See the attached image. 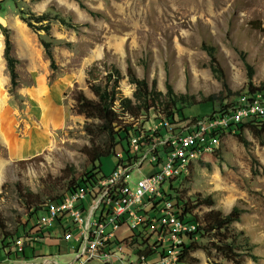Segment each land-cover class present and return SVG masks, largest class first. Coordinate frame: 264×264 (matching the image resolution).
<instances>
[{"label": "rangeland", "instance_id": "374dc122", "mask_svg": "<svg viewBox=\"0 0 264 264\" xmlns=\"http://www.w3.org/2000/svg\"><path fill=\"white\" fill-rule=\"evenodd\" d=\"M0 12L7 21L22 25L18 32L0 25V131L9 127L13 134L9 138L20 143L31 130L42 133H36L38 140L25 149V158L14 157L12 145L4 143L6 136L0 133V220L6 228L4 233L0 229L3 258L20 248L29 258L21 263L30 264L34 253L54 254L47 244L32 252L42 236L29 222L31 210L24 200L32 196L44 203L66 193L67 185L88 169V155L111 144L96 121H87L74 110V91L94 99L89 84H103L117 71L119 96L138 105L127 73L131 66L137 78L158 94L161 110L174 104L176 110L184 109L187 118H203L212 113L213 104L200 102L218 96L227 103L247 93L250 86L264 87V31L251 25H264V0H0ZM1 28L10 34L12 55L19 58L18 45L23 50L14 89L2 61ZM65 75L69 77L53 88L58 102L48 100L42 118L38 117L41 110L34 101ZM150 113L138 120L142 127L151 121ZM175 119V123L182 121L180 116ZM37 147L39 152L29 157ZM116 165L115 156L103 157L101 175H110ZM152 172L146 166L142 175L132 179ZM178 181L174 185L184 201L214 200L212 208L198 212L199 217L211 209L224 214L233 207L244 210L241 221L231 227L235 252L241 256L238 263L213 249L216 238L196 236L197 250L186 264H264V131L260 137L249 128L240 138L224 134ZM23 224H27L24 233L20 232ZM5 233H20L22 238L11 243ZM2 242H9L10 247L3 248Z\"/></svg>", "mask_w": 264, "mask_h": 264}, {"label": "built area", "instance_id": "2783aa9c", "mask_svg": "<svg viewBox=\"0 0 264 264\" xmlns=\"http://www.w3.org/2000/svg\"><path fill=\"white\" fill-rule=\"evenodd\" d=\"M256 120H264L261 91L239 95L213 117L149 122L130 140L129 159L118 154L110 175L49 203L34 227L62 230L61 240L76 245L73 264H179L198 224L180 218L183 205L169 198L171 189L219 138ZM146 166L151 174L132 179Z\"/></svg>", "mask_w": 264, "mask_h": 264}, {"label": "trees", "instance_id": "16d2710c", "mask_svg": "<svg viewBox=\"0 0 264 264\" xmlns=\"http://www.w3.org/2000/svg\"><path fill=\"white\" fill-rule=\"evenodd\" d=\"M21 17L25 22L28 21V19H26L24 16ZM28 25L31 26L30 23H28ZM251 25H253L255 29L264 31V25L261 24V22H252ZM1 29L5 42L4 59L6 61V67L10 76L11 88L14 89L18 85V66L20 64V60L12 55V42L9 32L4 28ZM44 46L47 55L51 59L48 46ZM208 51L209 56L213 57L211 50ZM127 73L130 83L136 88L134 96L136 101L139 102L138 105L133 104L131 99L119 96L117 89L118 82L120 81V75L117 71H112L103 84H89L88 89L93 94L94 99L88 98L81 90L74 91V110L78 115L84 116L87 121H96V127L99 129V132L104 134L108 140L111 141V144L102 150L98 149V151H95V153L88 155L90 157L88 169L82 176L78 178V180L72 181L67 185L66 193L92 184L102 177L101 159L103 157L113 155L117 158L118 154L122 153L127 159L130 158L128 155L130 140L136 134H138L139 129L142 128L141 122L138 120L144 116L143 113L151 112V121L167 119L175 123L177 121L175 118L179 116L182 121L189 119L185 116L184 109L176 110L174 104H171V106L165 105L164 110H161L156 97L158 94H154L152 92L153 90L149 88L148 83L145 80L138 79L131 66H128ZM112 77H115L113 84H109ZM260 91L264 92V87L253 88L250 86L248 89L249 93ZM238 96H235L233 100L228 101L226 104L221 102L222 100L221 98H218V96H212L206 101L200 103L209 102L213 104L212 113L209 116H206L213 117L220 111L228 108V105L232 103ZM215 103H217V105H215ZM245 128H249L254 134L260 137L264 131V120H256L238 125L236 132V136L238 138L241 137V134ZM230 131L232 130L230 129ZM61 196H56L53 198L50 197L44 203H41V201L35 197L32 198V196H27L28 200L26 198L24 202L28 205V209L31 210L28 215L29 222H34V220L38 219L39 214L41 215L45 212L46 206H48L49 203L58 201ZM168 196L169 198H174L178 204L183 205V210L180 213L181 219H188L198 224L196 232L190 235L189 240H187V242L181 246L182 255L179 258V264H186V260L190 258V255L194 251L197 250V247L194 244L196 236H208L210 238H216L217 242L211 244L213 249L220 253L221 256L226 260L233 263L239 262L241 256L235 252L234 246L236 240L235 236L231 235V227L232 224L239 223L241 221L244 210H241L238 207H233L229 213L224 214L221 211L211 209L199 217L198 212H200L203 208H212L214 206V200L211 197H207L203 200L198 197L193 204L189 203L188 201H184L180 194H178V191L175 189H171V193ZM0 229L3 233L6 229L1 220ZM26 229L27 224H23V229L20 232L24 233L26 232ZM20 235V233H5L4 237L7 241L15 243V241L22 238ZM2 247L9 248V242H2ZM32 249L34 250V248ZM9 258L11 260L28 259L24 250L11 253Z\"/></svg>", "mask_w": 264, "mask_h": 264}, {"label": "crops", "instance_id": "0c3cea01", "mask_svg": "<svg viewBox=\"0 0 264 264\" xmlns=\"http://www.w3.org/2000/svg\"><path fill=\"white\" fill-rule=\"evenodd\" d=\"M2 12H0V25L1 26H5L7 28H13L16 32H18V29H22V25L19 24L18 22H11V21H7V18H5L6 16L5 15H1ZM10 28V29H11ZM17 49V55H18V59H21V60H24L22 59L24 57L23 55V50L21 51L20 49V46L18 45L16 47ZM28 49V47H27ZM3 54V40L0 36V55ZM27 54V53H26ZM27 57V55L25 56ZM3 63H4V66H5V60L2 59ZM24 66H27V64L24 63ZM66 77H69L68 75H65L63 77H61L60 79L56 80L53 85H50L49 87V90H48V93L45 92L44 93V96L41 97L39 99V101H34V103L36 102L38 105H39V108L41 110L40 112V115L38 117H41L42 118V115L44 114L43 113V109H44V106H46L48 104V100H51L53 99L55 102H58V99L55 100L54 99V91H53V88L56 84H61V81H64L66 79ZM71 78V77H70ZM72 79V78H71ZM72 82V80H71ZM71 82L67 85H65V87L63 88V90L68 87ZM62 90V92H63ZM44 91H45V88H44ZM61 92V93H62ZM47 93V94H46ZM2 100H0V103H1ZM33 103V104H34ZM33 113L36 115V111L35 109L33 108ZM10 128L9 127H6L5 131H0V133H4V135L6 136V140L7 142L4 141V143L6 144H11L12 145V154L14 155V157L16 155H21V158H25L24 157V154L26 152L25 149H28L31 144H33V141L35 140H38V136L36 133H41L40 131H38L37 129H34V130H31L28 132V138L24 139L23 141H16V140H13L11 138H9L11 135L13 134H10ZM42 134V133H41ZM0 138L1 140L2 139V136L0 135ZM8 138V139H7ZM27 142V143H26ZM38 148H32L31 150V156L29 157H32L35 153L39 152L38 151ZM27 157V158H29ZM59 231V232H58ZM41 240H39L40 242H38L37 244H35V246L33 247L34 250L32 249V252H35V249L37 246L41 245V244H47L49 245L50 247H53L54 249V254L53 255H50V256H44L42 257V255H35V253L32 255L34 257V259L31 260V262H29L30 264H35L34 262L38 263L39 261H42V264H45V262H47L48 264H73L75 261H76V245L74 244L73 241H69V242H63L61 240V237H62V230L58 229L55 227V229L50 232V231H43L41 233ZM25 251V254L27 256V251ZM3 255V254H2ZM2 255L0 254V264H6L7 262H9L8 264L10 263H18V264H28V263H21V261H27L29 258L27 256V260H24V259H21V260H11L9 257H2ZM7 261V262H6Z\"/></svg>", "mask_w": 264, "mask_h": 264}, {"label": "bare ground", "instance_id": "6f19581e", "mask_svg": "<svg viewBox=\"0 0 264 264\" xmlns=\"http://www.w3.org/2000/svg\"><path fill=\"white\" fill-rule=\"evenodd\" d=\"M4 141H7L6 138L3 136ZM1 159H0V167H1Z\"/></svg>", "mask_w": 264, "mask_h": 264}]
</instances>
